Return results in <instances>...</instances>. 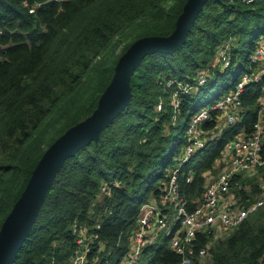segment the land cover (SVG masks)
<instances>
[{"label": "trees", "instance_id": "obj_1", "mask_svg": "<svg viewBox=\"0 0 264 264\" xmlns=\"http://www.w3.org/2000/svg\"><path fill=\"white\" fill-rule=\"evenodd\" d=\"M186 2L0 0V229L47 148L98 107L120 57L139 38L169 35ZM263 34L264 0H207L179 49L143 56L131 75L129 102L98 140L65 158L11 264H68L76 248L71 231L76 221L100 222L99 233L107 243L104 258L120 264L142 204L166 189L186 144L190 118L198 110L197 100L221 79H226L224 88L234 86L248 69ZM232 40L231 65L215 68L197 91L183 95L173 124L170 94L174 87H167V79L194 78ZM239 42L242 47L236 45ZM263 96L264 78L247 84L241 95L240 122L184 164L181 191L189 200L203 192L208 171L217 173L225 143L242 129H253ZM261 170L264 173V166ZM188 175L193 176L190 182ZM250 179L249 192L240 188L242 206H249L261 192V180ZM105 182L111 194L101 191ZM199 236V245L210 241L206 233ZM210 251L211 258L199 264H260L264 205L228 236L216 240ZM180 261L169 238L159 233L145 245L136 264Z\"/></svg>", "mask_w": 264, "mask_h": 264}, {"label": "built area", "instance_id": "obj_2", "mask_svg": "<svg viewBox=\"0 0 264 264\" xmlns=\"http://www.w3.org/2000/svg\"><path fill=\"white\" fill-rule=\"evenodd\" d=\"M230 43L232 42L228 41L223 44L209 65L199 69L194 78L167 79V87H174L170 94L174 109L173 124L178 121L183 95L197 91L209 80L215 68L225 69L231 65ZM263 78L264 37L257 43L250 56L248 69L233 90L209 109H202L190 118L186 131L187 140L181 156L178 157L179 162L170 171L164 193L142 204L128 252L120 264H136L145 245L152 243L159 233H164L169 238L171 248L181 256L178 264L208 261L212 256L210 249L219 239L221 231L230 234L248 215L264 205V176L260 183V196L249 206H242L234 193V186L239 184L237 176L253 174L264 165V96L260 98L259 116L253 129L249 132L242 129L225 143L216 164L217 173L208 171V178L200 196L189 200L182 193L180 182L184 164L210 140L219 139L229 128L240 122L244 110L241 95L245 86ZM158 109H162V104L158 105ZM206 122L213 124L206 127ZM258 174L260 173L256 175ZM192 177L188 175L187 182ZM101 191L111 194L110 185L103 183ZM100 228V222L89 225L76 221L72 224L71 231L75 236L76 248L68 264H110V259L104 258L103 252H106L107 243L101 239ZM199 233H206L210 236V241L199 245ZM107 252L108 255L111 254V251ZM260 264H264V254Z\"/></svg>", "mask_w": 264, "mask_h": 264}, {"label": "water", "instance_id": "obj_3", "mask_svg": "<svg viewBox=\"0 0 264 264\" xmlns=\"http://www.w3.org/2000/svg\"><path fill=\"white\" fill-rule=\"evenodd\" d=\"M207 0H187L175 29L169 35H151L137 39L120 57L112 81L99 100L98 107L86 119L68 128L46 150L13 209L0 229V264H11L29 234L46 193L65 158L92 140L123 109L131 98V75L147 53L173 52L186 41L193 22Z\"/></svg>", "mask_w": 264, "mask_h": 264}, {"label": "rangeland", "instance_id": "obj_4", "mask_svg": "<svg viewBox=\"0 0 264 264\" xmlns=\"http://www.w3.org/2000/svg\"><path fill=\"white\" fill-rule=\"evenodd\" d=\"M263 37H264V34L261 36V38L258 40V42L261 41L263 39ZM234 41L235 40H232L231 41L232 42V43H230L231 44V47L234 46V43H235ZM236 45L242 47V42L236 43ZM244 71L245 70H243L240 73V76H239V79L238 80H240L242 78V76L244 74ZM225 81H226V79L219 80L218 85L213 86L208 93L204 94L200 99L197 100L198 110L196 112H198V111H200L202 109H209L215 102L219 101L220 98H222L223 96H225L229 92H231L233 90V87L237 83V81H236V83L234 84V86H229L228 88L227 87L224 88L223 86H221V84L224 83ZM158 110H160V109H158ZM179 156H181V154ZM179 156H177L176 162H179V160H178V157ZM262 167L261 168H258L255 173H253V174L252 173L251 174H246V175L242 176L238 180L239 181V184L234 186V193L236 195V198H237L238 202L240 200V196L243 197L242 193L240 192V188L243 187V190H246V192H249L250 191L251 184L253 182V180L251 181L250 178H254V180L257 179L258 181H260L261 179H263L264 173L261 170ZM257 173H260V174L256 175ZM236 192L239 193V196L236 194ZM259 196H260V193L258 194L257 199H258ZM228 235L229 234H226V233H224V232L221 231L219 239L220 238H224V237H226Z\"/></svg>", "mask_w": 264, "mask_h": 264}]
</instances>
